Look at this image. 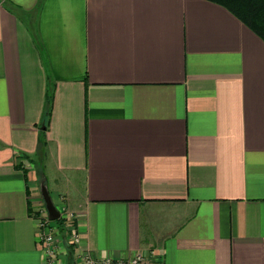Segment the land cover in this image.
Returning <instances> with one entry per match:
<instances>
[{
  "label": "crops",
  "instance_id": "obj_1",
  "mask_svg": "<svg viewBox=\"0 0 264 264\" xmlns=\"http://www.w3.org/2000/svg\"><path fill=\"white\" fill-rule=\"evenodd\" d=\"M42 184L99 259L264 264V41L205 0H0V264H45Z\"/></svg>",
  "mask_w": 264,
  "mask_h": 264
},
{
  "label": "built area",
  "instance_id": "obj_2",
  "mask_svg": "<svg viewBox=\"0 0 264 264\" xmlns=\"http://www.w3.org/2000/svg\"><path fill=\"white\" fill-rule=\"evenodd\" d=\"M40 216L38 215L37 238L42 244L45 251V264H69L68 260L60 254V247L57 244L58 236H61L56 225L49 219L47 210L41 209ZM61 218L67 221L76 223L78 216L64 210H60ZM77 224V223H76ZM71 236L69 235L68 244L73 245L77 250L78 263L76 264H161L160 259L145 253L138 254L134 257L125 260H116L113 257L107 259H99L91 253H85L82 249V238L78 232V226L68 227Z\"/></svg>",
  "mask_w": 264,
  "mask_h": 264
},
{
  "label": "trees",
  "instance_id": "obj_3",
  "mask_svg": "<svg viewBox=\"0 0 264 264\" xmlns=\"http://www.w3.org/2000/svg\"><path fill=\"white\" fill-rule=\"evenodd\" d=\"M226 8L231 14L238 18L255 34L264 41V0H205ZM47 113V122L49 120ZM24 157V156H23ZM57 226L60 234L69 236L71 233L68 227H75L77 224L61 218L53 223Z\"/></svg>",
  "mask_w": 264,
  "mask_h": 264
},
{
  "label": "water",
  "instance_id": "obj_4",
  "mask_svg": "<svg viewBox=\"0 0 264 264\" xmlns=\"http://www.w3.org/2000/svg\"><path fill=\"white\" fill-rule=\"evenodd\" d=\"M42 197L48 212L49 219L51 221H59L61 219V213L57 209L52 196L45 185H42Z\"/></svg>",
  "mask_w": 264,
  "mask_h": 264
},
{
  "label": "rangeland",
  "instance_id": "obj_5",
  "mask_svg": "<svg viewBox=\"0 0 264 264\" xmlns=\"http://www.w3.org/2000/svg\"><path fill=\"white\" fill-rule=\"evenodd\" d=\"M42 185H44V184H42ZM42 188V187H41ZM43 203H44V201H43ZM44 210H47L46 209V206H45V203H44V208H43ZM59 210V209H58ZM60 211V210H59ZM54 222H56V221H52V223H54ZM72 234V233H71ZM71 234H70V236H71ZM61 239L57 242V244L59 245V247H60V249H62V250H64L65 249V247H63L64 245H66V243L68 242V240H69V238L67 237V236H63V234H61V237H60ZM67 241V242H66ZM67 251V250H66ZM68 252V251H67ZM61 253V252H60ZM62 256V255H61Z\"/></svg>",
  "mask_w": 264,
  "mask_h": 264
}]
</instances>
